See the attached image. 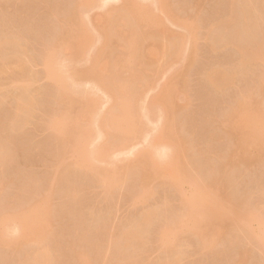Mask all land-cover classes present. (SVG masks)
I'll list each match as a JSON object with an SVG mask.
<instances>
[{"label":"rangeland","instance_id":"374dc122","mask_svg":"<svg viewBox=\"0 0 264 264\" xmlns=\"http://www.w3.org/2000/svg\"><path fill=\"white\" fill-rule=\"evenodd\" d=\"M42 1L0 0V34L3 37L9 34L21 36L18 37L19 40L21 39V43L25 42V45L21 44V46L23 45L27 50L19 51V48L18 52H22L23 57L26 54L29 59L32 57L30 61L36 60L35 64L30 66L28 58H26L27 61L24 60L26 67H30V71L28 68L26 70L30 72H28L29 75L32 74L31 79L35 78L30 89L36 95L33 94L35 103L30 112L31 115L29 114L30 117L25 118L26 121L24 120L20 131L16 133L10 132L8 126L11 116L14 115L13 110L16 108H14L16 102L14 98L19 93L17 88L12 90L15 86L11 85V81L20 72L17 73L16 71H19L17 69L13 71L16 73H10L17 76L1 74L0 77L2 81L0 96L2 95L4 99L1 98L3 101H0L2 102L0 104V143L3 145L5 143L10 154L8 160L11 161L10 163L7 161L9 164L5 163V166L0 164L2 165L0 179L3 178L1 180H5L3 183H6L0 186V264H24L23 258H26L33 250H40L38 252L43 255L47 252L56 254V257L59 256L56 264L60 261L62 262L60 264H70L72 263L70 261H73L70 251L73 249L72 246L86 252L88 264H113V262L124 264L130 260H132L131 264H160L173 260H177L179 264H235L238 260L241 264H264V242H260L262 240L259 235L261 231L259 222L264 224V143L248 140L250 134L243 132L241 128H238L237 135L242 140L240 142L236 140L238 143L233 141L229 143L219 129L218 123L233 105L232 102L236 97H240V94L243 96L245 93L250 95L252 93L249 92L256 91L254 83L263 74L264 58L257 63L259 66L252 65L248 73H242L241 77H236L239 79H234L232 83H235L226 86L225 90L211 89L204 78L207 69L221 66L233 72L234 68H237L239 53L236 52L237 48L233 44L237 45L238 38L236 41L232 39V43H227L217 50H212L210 41L206 40V33L209 34L210 24L224 18L226 12L229 14L230 2L235 3V8L239 5L236 10L238 12L241 6L238 3L241 1L168 0V3L164 4L166 7L163 5L162 7V0H126L137 3L142 9L150 10L155 22L148 27L141 24L139 29L141 31L148 28L149 32H154L156 37L145 38L141 44L138 42L143 50L133 62L132 67L136 77L144 75L145 81L138 85L140 94L132 100L131 104L139 114V125L137 123L136 127H133L134 124L131 121L127 122L129 126L122 124L124 126L122 130L125 133L123 137L126 139L127 136L126 146H123L125 142L117 146L109 144L110 146L106 149L107 155L104 154L103 160L98 158L101 161L96 162L95 166L101 170L102 174L98 175L104 177L103 179L101 176L104 180L102 182L99 176H97L99 179L95 180L92 177L94 171L89 168L92 172H88L89 169H84L80 162L93 152L97 143L101 144L106 139L98 140L99 142L95 145L96 139L93 136L94 143L91 140V144L79 154L69 150V154H64L65 156L61 159L57 156L59 152H56L58 151V144H55L57 141L55 142L53 134L51 135L54 131L51 127L53 123L48 125L51 129L47 127L46 122H50L48 115H51L54 109L55 90L52 87V81L49 82L50 79L47 80L44 74L42 75L44 71H42V64L40 65L42 63L40 54L45 44L43 40H47L50 32L54 34L55 27L51 17L44 11L46 7L52 6V11L60 14L67 10V6H70L69 3L73 0ZM123 1L112 0L106 2L109 3L108 5H104L106 3L103 0H96L91 8L81 10L80 18L85 27L83 29L95 35L91 33V39L100 34L103 35L109 29L110 9L121 6ZM195 1L197 5H194ZM40 2L42 4H39ZM259 3L264 8V0H259ZM44 5L48 6L44 8ZM233 29L229 28L228 32L227 30L219 32L221 34L227 32L223 35L233 34L234 37L237 27ZM218 30L215 32L219 33ZM126 36L128 35H124V40ZM98 38L92 39L94 46L100 45ZM124 40H121L119 45L113 43L111 49L121 53ZM116 41L118 42V38ZM91 43L89 41L90 46L86 44L87 46H84L86 48L83 47V51L80 50L75 56V60L70 64L71 74L73 70L86 66L90 51H95L94 48L92 50ZM168 43L176 45V51H173L175 53L172 55L166 48ZM98 46H95V49ZM5 48L6 52L9 49L7 53L17 54L15 50L17 47ZM63 56L65 58L66 53ZM68 56H66L67 62ZM80 74L81 72L74 74L75 81L78 84L80 80V86L89 88L90 85L87 84L89 81L84 82L87 81L88 75L85 78ZM132 75L129 66L126 65L120 71L121 86L129 84ZM20 77L18 76L19 79ZM82 77L85 78L84 81ZM246 90L249 91L246 92ZM254 92L253 95H256L257 92ZM97 93L95 99L98 100L94 104L96 105L94 112L89 115L90 109L86 108L88 112L84 117L86 121L92 114H104L115 105L111 104L112 101L104 102L105 94ZM260 94L257 93L259 96L257 101H260L258 108L264 113V95ZM80 96L79 94L72 97L74 101L77 99L78 106H81ZM247 102L252 105L251 100ZM73 123L66 125L67 128L73 129L75 125ZM260 127L262 133L264 124L261 123ZM107 128L103 129L106 131ZM103 129L102 133H104ZM108 132L105 133L108 134ZM104 138L107 137L104 136ZM14 149L16 155L13 152ZM232 149L235 150L236 156L227 164L228 160L225 156L229 155ZM138 152L153 156V159L159 163L157 166L159 174L148 175L145 178L150 195L140 200L136 198L138 175L135 169L137 166L133 164ZM157 152L164 153L166 156L160 158ZM130 160L131 162L134 160L131 164L134 166L129 165L134 169L126 171ZM236 164H239L238 167ZM88 175L91 176L88 177ZM169 177L174 180V183L177 179L180 180L176 183L180 185L175 187L171 181L169 183ZM213 179L218 180V183L213 182ZM199 181H202V185ZM209 181L216 183V186L211 183L216 187L214 193L211 192L214 189L212 186H210L211 193L207 192L209 185L206 183ZM167 182L173 186H169ZM197 184L201 185L199 188H203L199 189L196 187ZM205 185L208 186L207 190L204 189ZM194 189L203 193V196L206 191L207 195L209 196L208 193H210L213 198L210 195L208 200L206 193L205 198L199 195L196 200L200 203L196 202L191 211L189 209L185 211L181 208L179 201L183 202L185 196L189 197L191 192L194 194ZM35 192L38 193V197H42V201L46 199V205L40 202L51 212L47 228H44L46 218L43 211L37 213L35 221H27L24 227L17 219H14L16 218L14 213L12 217L9 215L22 209L23 205L30 206L29 203L32 205L35 200L33 198L36 197ZM74 192L76 195L73 197ZM39 199L36 198L38 202ZM199 204L206 206L203 214L199 212L200 209L202 211V205L199 207ZM28 205L27 208H29ZM217 208L220 211H216ZM212 209L215 210V215L214 218H211L212 215L209 218L207 211ZM237 210L238 213H236ZM211 211L208 213H213ZM147 212L151 214L154 212L152 219L147 227L140 226L139 220L142 219V213ZM217 212L221 213L220 218H216L220 214ZM249 214L252 217H248ZM222 219H224L223 223H221ZM242 219L245 220L240 222ZM142 226L144 229L141 231L145 230L144 235L140 231ZM123 230L129 233H134L131 230H137V233H141V239H144L142 248L138 244L122 248L115 244L111 246L110 239L112 237L116 239V236L124 232ZM110 236L112 237L109 238ZM104 237L107 239L105 240ZM69 243H73L72 246ZM98 244L102 245L100 246L102 252L98 251L100 250L99 246L96 247ZM56 246L61 248L56 249ZM90 246L94 248L91 249ZM69 247L70 250H68ZM68 252L70 253L67 254ZM240 252H244L242 256ZM97 253H101V258Z\"/></svg>","mask_w":264,"mask_h":264},{"label":"bare ground","instance_id":"6f19581e","mask_svg":"<svg viewBox=\"0 0 264 264\" xmlns=\"http://www.w3.org/2000/svg\"><path fill=\"white\" fill-rule=\"evenodd\" d=\"M36 1L37 0H35V2ZM95 1L96 0H73L71 3H69L70 6H67V10L65 8L66 11L65 12L62 11L60 14H59V12L57 13V12L52 11V9H51L52 6L50 8V6L46 5V6H48V7H46L44 5V8L46 7V10L44 12H47V14L51 17L52 23H53L55 29H53V32H54L53 35L50 32V34L52 36L51 39L49 38L50 37V34H49L48 38L50 40H48V38H47V40H43L45 42V44H44L43 49L41 51L42 53L40 54V58H41L40 62H42V63H40V65L42 64V66H43L42 71H44V72L42 73V75L44 74V76L46 77L47 80L49 78L50 79L49 82L52 81L51 82L53 85L52 87L55 90L54 91L55 97L53 96V98L55 99L54 100L55 104L53 107L54 109L52 108L53 111H51L52 112L51 115H48L49 116L48 120L50 118V122L47 121L46 123H47V127H48V125H51V123H53L51 125V127L54 131L53 130H50V131H53V133H51V135L52 134L54 135V136L52 135V137H53V139L55 138V140H54L55 142L57 141V143H55V144H58V149H57L58 151H56V152L57 153L59 152V154L56 153L57 156H59V158L62 159L63 156H65L69 152V150H70V152L73 151V152H76L77 154H79V152L81 150H83L84 148H86V146L91 144V142H90L91 140H92V143H94V140L96 139V142H95V145H96L97 142L104 141V139H106L105 142H103V143L101 142V144H99L100 142L97 143L96 147H94V149L92 150L93 152L85 160L80 162V165L84 166V169L90 168L94 171V172H92V170L89 169L88 172L91 171L93 173V175L91 173H88V174H91L92 177L95 178V180H97L96 178H98L97 176H99L100 180H101V181L100 180L99 181L102 182L104 177L102 175H98L99 173H101V170L99 167L95 166L96 162L98 163L99 161H101L98 158L100 157L102 159L103 156L107 155L106 152H108V150L106 151V149H108V147L111 144H113V145L115 144L116 146L122 145L124 142L125 143L123 144V146L126 144L127 136H126V139L123 137V136H125V133L123 132L124 130H122L124 127L122 124L129 126V124H127V122L131 121L132 124H134L133 127H136L135 125L138 123V120H140L139 114H138L136 108L132 107L131 102L133 99L135 100V98L140 94V91L138 89L139 88L138 85H141L145 81V78H143L144 75H140V76L136 77V72L133 70L132 64H133V62L136 61V59L138 58V55H140L141 50H143V49H141L142 45L140 47V44L142 43L141 41L142 40L144 41L145 38H152L153 39L156 37V35L154 34V32L153 33L149 32L148 28H145L144 30H141V31L139 29L141 24L148 27V25L153 24L155 22V18L152 15V13L150 12V10L140 8L139 5L133 1L124 0L123 4L121 6L110 9L109 19H108V21L110 23V25H109L110 27H109V29H107V31L104 32L105 34L104 33H103V35L100 34V36L96 35L97 37H94L96 39L92 38L94 40H97V38L100 37V38H98V40H99L98 44L100 43V45L99 46L95 45V46H98L95 49L94 42H93L94 40L92 41V39H91V33H93V32L88 33L89 31L86 32L85 31L86 29L85 30L83 29L85 27L83 26V24H82L83 22L80 18L81 17L80 15L82 13L81 10H83L84 8H88V9L91 8V6L94 5L93 3ZM108 1H112V0H103L104 3L108 2ZM113 1H115V0H113ZM116 1H120V0H116ZM240 1H241V3L239 2L238 4H240L241 6H240V9L238 10V12L236 10L238 9L239 5L237 4L238 6L235 8V3L230 2V5H228L231 8L229 10V14H227V12H226V14L224 15V18L222 17V19H219V21L213 22L212 24H210L208 26V33L209 34L206 33V35H207L206 40L208 39L210 41V48L212 50L213 49L217 50V48L219 49V47L221 48L222 46L226 45L227 43H232L233 41H236V38H238L237 45L233 44V45H235V48H237L236 52L239 53V54L236 53V54H238L237 59H239V61L237 60L238 64L235 62L237 64V68H234L235 70L233 72H230V70H228L229 71L228 72L226 70V68L223 69V68H221V66H219L220 68L215 67V68H212L209 70L207 69V71L204 73V78H205V81L207 82L206 84L211 86V89L212 88H214L215 90L217 89L216 91H221L222 89L225 90L226 86H229V85L231 86V84H234L235 82L232 83L233 81H235L234 79H237V80L239 79L236 77H238V76L241 77L243 75L242 73H246L247 71H249L250 67L252 65L253 66L257 65V63L264 58V8L261 7V5H259L260 4L259 0H240ZM42 2H44V0ZM166 2L168 3V0L167 1L162 0L161 6L163 5L166 7V5H164V4H166ZM110 3H112V2H110ZM193 3H194V5H197V1H195ZM39 4H42V3L40 2ZM108 4L106 3L104 5H108ZM100 5H102V4L100 3ZM104 5H103V7H104ZM47 16H46V18H47ZM235 26L237 27V29L235 30L236 33H234V35H236V36L233 37V34H229L230 36H228V34H227L228 37L226 35L225 36L223 35V34H226L228 31L231 30V29L229 30V28H232V30H234L233 28H236ZM149 29H150V27H149ZM217 29H219L218 32L221 30H225V31L227 30V32L224 31L225 33H222V34L220 32L216 33L215 31H217ZM123 32L128 35L125 37L126 41L123 39L124 35H125ZM6 34H8V33H6ZM93 35H94V33H93ZM1 36L2 37H0V58H1L0 59L1 60V62H0L1 63L0 64V77H1V74L2 75H6V74L11 75L10 74L11 72L12 73L20 72L19 73L20 75L18 74V76H21L19 79L16 74L11 75V77L17 76V77H15L16 79L14 78L11 81V85L15 86V87H13L12 90H14V88L15 89L17 88L18 90L17 89L16 90L19 93L17 94L18 96L16 95L17 97L15 96L16 98H14V99H16L15 100L16 106L14 104V108L15 107L16 108H15V110H13L14 115L11 116L12 119L10 118L11 121H10V125L8 126L9 127L8 129L10 132L16 133L17 131H20L19 129L23 126V123L26 121L25 118L30 117L29 114H30V112H32V110H31L32 107H34L33 105L35 103L34 102L35 99L33 97L36 95V93L34 94V93H32L33 91L31 92L30 86H32L31 85V84H33L32 81H34L35 78L31 79L32 74H30L31 75L30 76L28 74V72L30 71L29 66L31 64L32 65L35 64L36 60L33 58V60H35V61L34 62L30 61L32 59V57H30V55H28V56L31 59L26 57L27 54L23 57L24 54L22 52H18L19 48H20L19 51H22V49L23 50L26 49L23 47V45L21 46V44L25 45V42L22 41L23 43H21V39L19 40V38H18L21 36L18 35V37H17V34L16 35L9 34V35L4 36V37H3V35H1ZM229 37H231V38H229ZM117 38H118V42L116 41ZM232 39H235V40L232 41ZM121 40H124V44L122 45V47L124 49L122 48L121 53L117 52L115 49H111V45L113 43L119 45ZM240 40H242V42ZM89 41H91L93 43V44L91 43V46H93L91 48H92V50L94 48L95 51H90L91 54L89 55L88 60L86 61L85 67H81V69H78V70L77 69L73 70L72 71L73 74H71L70 71L72 70L71 69L72 66H70V64L75 60V56H77L79 54L80 50L83 51V47L88 45ZM138 42H140V44ZM240 43H242V44H240ZM41 45H43V44H41ZM88 46H90V45H88ZM5 47H7V48L8 47H11V48L14 47V49H15V47H17L15 49V50H17L16 51L17 54L16 53L10 54V52L7 53L9 49L6 52ZM11 48H10V50H11ZM41 48H42V46H41ZM84 48H86V47H84ZM166 48H167L168 52L170 53V55L175 53L173 51H176L175 50L176 49L175 44H169L168 43ZM4 51L6 53H4ZM26 53H28V52H26ZM65 53H66V56L67 55L70 56V58H69V56L67 57L68 62L66 60V56H65V58L63 56V55H65ZM62 56H63V58H62ZM26 58H28V62L30 61L29 64L27 62V64L29 65L28 67H26V63L24 62V60H26ZM63 62L64 63L67 62V63L64 64ZM126 65L129 66V69L132 71L133 75H132V78L130 79L129 84H124L121 86L122 78L120 77V71L123 68H125ZM257 66H259V65H257ZM27 68L29 70L28 72L26 70ZM17 69L19 71L13 72L14 70H17ZM229 69H232V68H229ZM78 71H79V73L81 72L80 75L83 77L88 75L87 78H89V79H87L85 77L87 81H84L85 78H83V77L82 78H83V81L85 83L89 81V83H87L90 85L89 88L87 86H86V88H84L83 86H80V84H79L80 80H79L78 84L75 81L73 76H74V74H79ZM262 73H261L262 75L259 76V78H257V82L254 83L255 84L254 90H256V91L255 92L253 91L254 93L257 92L258 95L261 93L260 94L261 96L264 95V71ZM240 74H242V75H240ZM17 79H19V80H17ZM0 82H2L1 78H0ZM81 82H82V80H81ZM1 85H2V83L0 84V86ZM219 89H221V90H219ZM248 91L246 90V92H248ZM97 92H99V93L102 92L103 94H105L104 102H110L111 103V101H112L111 104H113V105L115 104V105H114V107L111 108V110L108 109L106 111L107 113L105 112L104 114H92V116L89 117L86 121L84 119L85 115H87V113H88L86 111V108L90 109V111L88 113L89 115L94 112L93 109H95L94 107H96V105L94 106V104L97 103L96 101L98 100V99L97 100L95 99V97H97L96 95H98ZM253 92H249V93H252L250 95L249 94L247 95L245 93V94H243V96H242V94H240L241 95V96L239 95L240 97H236V99H234V102H232L233 105H231L230 109L227 110V112L222 116V118L220 119L221 121L220 120H219L220 122L218 121L219 127H220V128L219 127L218 128L220 130H222V133L224 134V136L227 137V140H229V143H231L232 141L234 143H236L237 141L240 142L242 140L237 135L238 128H241L240 130H243V132H247L248 134H250V136L248 137V140L252 139V141L253 140L262 141L261 143H264V131L262 133L260 132V129H261L260 124L261 123L264 124V113L261 111V109L259 110V108H258L260 101L258 102L257 98L259 96L256 93L257 97L254 98V96H256V95L255 94L253 95ZM33 94H34V96H33ZM79 94L81 95L79 97L81 106L76 105V101H77L76 98H78V97L75 98L76 101H74L72 98L74 95L79 96ZM245 95H247V96H245ZM103 97H104V95H103ZM1 98H2V95L0 96V101H3L4 99L2 98L3 100H1ZM252 98H254V99H252ZM248 100L252 101V103H251L252 105H250L247 102ZM1 103L2 102H0V104ZM133 121H135V123ZM73 122L75 123L73 129H70V127L67 128V126H69L68 124L73 123ZM83 123L85 125H83ZM138 125H139V123H138ZM51 127H50V129H51ZM107 127H110V128H107ZM103 128H107V130L109 132H111V130L113 132L109 133L107 130L105 131ZM102 129L104 130L103 131L104 133H102ZM121 130H122L123 134L121 133ZM105 132H108V134ZM131 134H129V135H131ZM93 136L95 137L94 140L92 139ZM104 136L107 138H104ZM111 138H112V141H110ZM124 139H125V141H124ZM109 142H111V143H109ZM56 147H57V145H56ZM121 148H123V147H121ZM162 148H164V147H162ZM232 150L229 153V155L225 156V157H227V160H228L227 164L230 163L232 161V159H234V157L236 156L235 150L234 149H232ZM11 151H12V149H11ZM13 152L16 155L15 149L13 150ZM162 152H164V151H162ZM157 154L159 155V156L158 155L157 156L160 158H163L166 156L164 153L157 152ZM15 155L13 157H15ZM9 157H10L9 151H8L7 147H5V143H4V145L2 143L0 146V164H4V166H5V163H7V161H9L8 160ZM134 160H136V161L133 164H135V166H137V167H135V169H137V175H138V176L135 175L138 178V190L136 192V198H137V200L142 199L144 196H147V198H148V195H150V193H149L150 190L146 187L145 178L148 175L154 176V175L159 174V173H157V170H158L157 166H159L158 165L159 163H157L153 159V156L148 155L145 152L139 153L138 156H136V159H134ZM134 160H132V162ZM10 162L11 161H9V163ZM132 162H131V160H130V162H128V164H127L128 170H126V171H129V169H131L130 171H132V168L134 169V167L129 166L132 164ZM9 163H7V164H9ZM238 165L239 164H236L237 167H238ZM0 166H2V165H0ZM131 166H134V165H131ZM233 167H234V164H233ZM99 170H100V172H98ZM85 171H87V170H85ZM133 173H134V171H133ZM86 174H85V176H86ZM135 174H136V171H135ZM90 176L88 175V177H90ZM101 176L103 179L101 178ZM169 178L170 179H168V182L170 183V181H171V183L173 185H175V187H176V185H180V184H176L180 180L177 179L178 181L176 180L174 183V180L171 177H169ZM185 178H187V177L185 176ZM1 179H3V178H1ZM1 179H0V186H2L4 184L3 181H5V180H1ZM217 181L214 180L213 182H217ZM201 182L199 181L200 184H201ZM213 182H210V181L207 183L205 182L207 185H209V187L207 186L209 190H207L206 185H205L206 188L204 187V189H206L207 192L208 191L210 192V186H212L214 189L211 187L213 189V191H211V192L214 193V190L216 189V187H215L216 183H213ZM169 183H168V185L170 186L171 184H169ZM211 183L214 184L215 186L212 185ZM173 185H171V186H173ZM197 185H196V187L199 188V187H201L202 184L198 185V186ZM202 188H199V189H202ZM177 189H178L177 191L179 192V188H177ZM194 190H195L194 194H192V192H191L189 197L186 198V196H185V199L183 202H181V200L179 201L181 208L182 209L184 208L183 210H185V211L186 210L188 211V209L189 210L192 209L193 206L196 205V202L197 203L199 202L196 200L199 197V195L203 196L202 195L203 193H199V190H197V189H194ZM205 193H206V191H205ZM205 193H204V196H205ZM210 193H208L209 196L206 193V195L208 196L207 197L208 200L210 199V195L213 198V195ZM37 194L38 193H36V197H35V194L33 193L35 198H33V197H31V198H33L35 200H36V198L39 199L40 196L38 197ZM191 194L193 196H191ZM75 195H76V192L73 193V197ZM204 196H203V198H205ZM40 198L41 199H39V202L41 201L43 204H45L46 199H44V201H42L43 200L42 197H40ZM35 200H34L35 203L33 202L32 205H31V203H29V201H27L30 204V206L27 204L29 208L26 207L27 205L26 206L23 205L26 208L22 206L21 207L22 209H20L19 211L17 210V211L10 213V214L8 213V214L11 215V217H12V214L14 213L13 215L16 218H14V217L13 218L17 219L19 221V224H21L24 227L27 221H29V222L35 221L37 213L43 211V212H45L44 214H45V218H46V221H45L46 227L44 226V228H47V226H49V216H50L49 214L51 212L45 206L46 204L42 205V203L41 202L39 203L38 200H36L37 201V203H36ZM181 204H183V206ZM201 205L199 204L198 206L200 207ZM30 207H32V208H30ZM44 207H46V209ZM201 207H202V211L200 209L199 212L201 214H203V209H206V206L204 207V205H202ZM218 210L219 209L217 208L216 211H218ZM210 211L211 210L207 211V214H208L207 217L210 218V216L212 215L213 217H211V218H214V215H215L214 211L215 210L213 211V209H212L213 213H208ZM154 212L152 214H154ZM219 213L220 212H217V214H219ZM236 213H238V210ZM152 214L150 212H147L146 214L142 213V215H143L141 217L142 219L139 220L140 223L138 222L140 224V226L146 225V227H147V225H149L148 223L152 219L151 218L153 216ZM9 215H7V217ZM220 216H221V213L218 216H216V218L217 217L220 218ZM248 217H252L251 214H249ZM9 218H10V216H9ZM153 219H154V217H153ZM244 220L245 219H242L240 222H243ZM222 221L224 222V219L221 220V223H223ZM259 223L261 224V226L259 225V228H261L260 230L262 231V233H261V231H259L260 234L259 233L258 234L260 235V239L262 240L260 242L263 243L264 242V224H263V222H259ZM242 225H243V223H242ZM143 226L140 227V231L144 229ZM243 228H245V226H243ZM137 230H135V231L131 230L134 233H131V232L129 233L128 231L123 230L126 233L122 232L121 234L118 235V237L116 236V239H115V237L110 236L109 238L112 237L110 239L111 243H109L108 241H107V243H109L110 245L115 244V246L117 245L120 248L126 247L128 245L130 246L131 244H133V245L138 244L139 247H141V246H143L142 244L144 241V239L143 240L141 239V236H142V234L143 235L145 234V232H144L145 230L141 231L142 234L137 233L136 232ZM121 231L122 230H120V232ZM257 232H258V229H257ZM257 232H256V234H257ZM116 234H118V233H116ZM162 234L163 233H161V235ZM258 236L256 238H258ZM22 237H25V235H22ZM142 238H144V237H142ZM106 239L107 238H105V240ZM259 240H257V241L259 242ZM72 244H70V246H72ZM59 245H61V243ZM102 245H103V242H102ZM102 245L101 244L96 245V247L99 246L100 250H98V248H97V250L100 252H102L101 251L102 248H100V246L102 247ZM133 245H131V246H133ZM68 246L69 245L67 244V247ZM72 247H73V249L70 250V247L68 249L71 251V258L73 260V261H70V262H72L70 264H73V262H74V264H88L89 260L87 259V254H85L86 252L81 251L80 249L77 248L79 250L78 251L77 249H75L76 247H74V246H72ZM55 248L60 249L61 247L56 246ZM65 248H66V246H65ZM93 248H94V246L91 247V249H93ZM111 249H113V248H111ZM38 251H40V250H33L32 252L30 251L31 253L28 251L29 255H27L26 258H23V259H25L23 261L24 264H56L57 263V257H59V256L56 257V254L53 255V254H51L52 252L51 253L47 252L45 255H43V253L38 252ZM53 251H54V253H56V250L53 249ZM69 253L70 252H68L67 254H69ZM243 253L244 252H240L239 254H241V256H242ZM97 254H99V253H97ZM100 254H99V258H101ZM244 255H246V254H244ZM131 259H133V258H131ZM263 259H264V257H263ZM118 260H116V261H118ZM122 260L124 261L123 258H122ZM119 261L117 263H119ZM130 261H132V260H130ZM20 262H22V261H20ZM60 262H58V263L60 264ZM129 262L126 261L124 264H127ZM237 262L238 263H235V264H241V262L239 260ZM113 264H114V262H113ZM115 264H116V262H115ZM129 264H131V262ZM160 264H179V262L177 260H173V261H165L164 263H160Z\"/></svg>","mask_w":264,"mask_h":264}]
</instances>
